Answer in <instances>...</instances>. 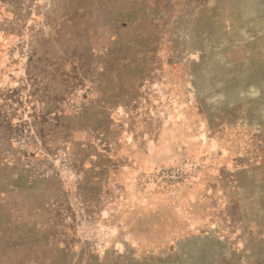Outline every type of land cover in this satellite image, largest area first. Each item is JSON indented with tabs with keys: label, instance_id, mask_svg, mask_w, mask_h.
Returning <instances> with one entry per match:
<instances>
[{
	"label": "rangeland",
	"instance_id": "1",
	"mask_svg": "<svg viewBox=\"0 0 264 264\" xmlns=\"http://www.w3.org/2000/svg\"><path fill=\"white\" fill-rule=\"evenodd\" d=\"M0 264H264V0H0Z\"/></svg>",
	"mask_w": 264,
	"mask_h": 264
}]
</instances>
